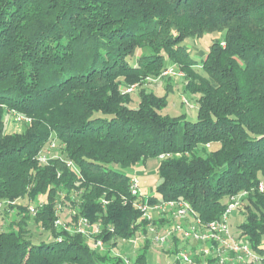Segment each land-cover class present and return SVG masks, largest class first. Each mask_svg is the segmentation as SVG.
<instances>
[{"label": "trees", "instance_id": "obj_1", "mask_svg": "<svg viewBox=\"0 0 264 264\" xmlns=\"http://www.w3.org/2000/svg\"><path fill=\"white\" fill-rule=\"evenodd\" d=\"M215 33L205 57L188 52ZM173 65L194 121L164 115L154 92L137 108L123 92ZM11 113L30 120L22 133H6ZM150 160L161 182L143 196L188 202L203 224L246 193L232 233L264 255V0H0V202L15 213L0 264H125L111 249L146 231L130 172ZM83 219L100 235L55 226ZM148 243L135 264H148Z\"/></svg>", "mask_w": 264, "mask_h": 264}, {"label": "built area", "instance_id": "obj_2", "mask_svg": "<svg viewBox=\"0 0 264 264\" xmlns=\"http://www.w3.org/2000/svg\"><path fill=\"white\" fill-rule=\"evenodd\" d=\"M171 73H174V68H169L165 72V74ZM136 90L137 85H132L125 87L124 93L132 94ZM190 107L192 108V106ZM11 117L17 124L30 122L28 118L19 114L11 113ZM54 147L53 144L52 148ZM40 160L46 162L47 158L42 156ZM260 190L264 191L263 185L260 186ZM130 192L132 196L145 200L144 203H139L136 207L142 213V219L147 222L145 232H139L134 238L123 241L127 242L132 249L140 250L143 243L148 241L165 246L169 242L182 240L184 241L183 248L178 249V252L173 256L175 264H209V259L213 260L214 264H264V255L255 252L249 242L238 238L229 227L230 217L243 210V199L246 197V193L231 199L220 221L203 224L188 202L163 201L150 204L148 197L143 196L140 190V181L136 177L131 179ZM6 205L7 202H0V217ZM30 210L34 212L32 207ZM55 226L90 239H94L101 233L99 225H92L85 219L74 227L57 220ZM104 246L105 243L102 240L94 241L96 249H105ZM198 259H201L202 262L198 263ZM124 262L125 264H135L127 258L124 259Z\"/></svg>", "mask_w": 264, "mask_h": 264}, {"label": "rangeland", "instance_id": "obj_3", "mask_svg": "<svg viewBox=\"0 0 264 264\" xmlns=\"http://www.w3.org/2000/svg\"><path fill=\"white\" fill-rule=\"evenodd\" d=\"M222 36L221 34L215 33V34H207L201 39H191L186 41V45L189 46L188 52L191 55H195L194 57L199 58L203 56L204 54H207L209 51L210 46L215 41H221ZM191 48V49H190ZM149 53V50L144 49L139 51V53L136 55V57L133 59V62L137 63L141 60V57L143 55H146ZM174 68V73L171 74H165L167 69ZM165 71L161 73L160 76H158L156 79L148 76L143 83L137 85L136 92L132 93V108H137L140 101V93L144 90H148L150 92H154L157 96L161 98H166L168 105L163 110V114L166 116H169L172 119L176 118H182L184 115L187 120L194 121L197 119V99L196 96H192L191 94L187 93L185 91V73L182 70H178L179 68L175 65L169 66ZM126 87V86H124ZM124 92V91H123ZM125 94V93H124ZM188 103L192 108L187 105L183 104ZM17 124V123H16ZM25 130L24 124H17L16 127H14L12 130H9V132H23ZM7 131V128H6ZM54 151H48L49 155L52 156ZM159 165V160H150L147 162L145 166H143V175L140 177V190L142 194L150 195L155 194L156 189L158 185L160 184L161 180L159 176L157 175V168ZM131 175L134 174V172H130ZM30 207L34 208L33 204H29ZM15 213H11L8 210H4L2 216L0 217V232H7L11 229V226L13 222L15 221ZM62 216L67 215V212L63 211ZM62 220H65L67 218H61ZM241 216L234 214L229 219V227L231 231L235 232L237 230V227L242 222ZM32 229H34V233L30 234V238L34 239V241H37L41 238L40 233L33 228V225L31 226ZM86 239H90L88 237H85ZM128 241V240H127ZM148 264H174V258L175 252H177V248L170 249L167 252L168 257L164 253V249L169 245L167 243L165 246H161L159 244H156L154 242L148 241ZM144 248L146 247L143 243ZM147 245V244H146ZM129 244L127 242H119L118 248L112 250L111 245L105 244V249H102V252L107 251V249H111V253L114 256L122 257L123 259L127 258L130 262L135 263V260L141 255L142 250L138 249H132L131 246L129 247V251L127 253V248ZM173 245H171L172 247ZM127 253V254H126ZM126 254V256H124ZM169 258V259H168Z\"/></svg>", "mask_w": 264, "mask_h": 264}, {"label": "crops", "instance_id": "obj_4", "mask_svg": "<svg viewBox=\"0 0 264 264\" xmlns=\"http://www.w3.org/2000/svg\"><path fill=\"white\" fill-rule=\"evenodd\" d=\"M189 46H187L186 45V48H187V50H189V48H188ZM191 49V48H190ZM195 56V55H194ZM206 56V54H204L203 53V56L202 57H199V58H197V59H202L203 57H205ZM196 58V57H195ZM17 126V124L14 122V120H13V118L10 116V115H8V116H6V128H7V131H6V133L7 134H15V133H22V131L21 132H9V130H12L14 127H16ZM143 167H140V168H138L136 171H134V174L132 175V177H136V178H138L139 179V181H140V177L143 175ZM140 184H141V181H140ZM145 195V194H144ZM153 194H150V195H147V196H152ZM238 215V214H237ZM183 243H184V241H182V240H177V241H174V242H169V245H167V247L164 249V253L166 254V256L168 257V255H167V251H169L170 249H175V248H177V249H180V248H183ZM171 245H173L172 247H171ZM127 248V253H128V249H129V246L128 247H126ZM144 248V246L142 247V249ZM141 249V250H142ZM150 252V251H149ZM126 253V254H127ZM126 254H124V256H126ZM174 258V257H173ZM169 259V258H168Z\"/></svg>", "mask_w": 264, "mask_h": 264}]
</instances>
